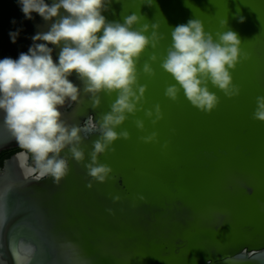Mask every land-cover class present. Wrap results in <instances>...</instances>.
Listing matches in <instances>:
<instances>
[{
	"label": "water",
	"instance_id": "95a60500",
	"mask_svg": "<svg viewBox=\"0 0 264 264\" xmlns=\"http://www.w3.org/2000/svg\"><path fill=\"white\" fill-rule=\"evenodd\" d=\"M133 13L140 17L137 29L156 25L159 43L141 57L139 83L147 85L144 108L158 103L164 118L153 126L142 111L130 116L117 131L127 129L131 138L117 140L115 152L99 157L116 179L93 182L91 189L84 166L67 149L62 156L70 171L59 185L50 177L30 178L23 153L5 160L0 264H264V122L251 118L255 98L264 95V0H112L103 15L123 22ZM190 19L201 20L213 35L234 31L248 57L232 73L238 97L209 85L220 98L210 114L193 107L182 92L175 102L164 96L175 81L159 62L152 64L154 77L142 72L153 53L166 54L171 30ZM53 22L35 12L26 19L19 0H0V59H18L34 43H45L32 37ZM17 30L12 43L9 34ZM48 46L58 62L60 47ZM69 79L81 87V96L60 109L68 124L99 120L110 111L115 94L101 93L102 103L93 109L77 75ZM136 118L144 119L146 132L135 127ZM152 131L159 133V143L138 139ZM96 139L93 133L81 145L85 163ZM18 145L0 112V152Z\"/></svg>",
	"mask_w": 264,
	"mask_h": 264
},
{
	"label": "clouds",
	"instance_id": "9594fccd",
	"mask_svg": "<svg viewBox=\"0 0 264 264\" xmlns=\"http://www.w3.org/2000/svg\"><path fill=\"white\" fill-rule=\"evenodd\" d=\"M111 3L112 0H52L51 4L46 0H19L26 19H32L35 12L45 21L54 20L48 31L32 37L34 42L45 43H34L18 59H0L3 124L31 154L34 166L30 171L37 180L50 177L60 184L70 171L68 159L62 156L67 149L72 159L84 166L90 178L87 188L91 189L93 182L114 181L113 169L99 157L115 152L117 140L131 138L127 129H117L141 111L153 126L164 118L160 104L144 108L147 85L139 83V61L149 47L155 49L159 43L156 25L145 23L137 29L140 17L135 13L124 16L123 22H110L103 12ZM9 35L15 43L19 30ZM170 35L166 54L158 57L153 53L142 69L145 76L154 77L152 64L159 62V67L175 81L164 89L167 99L175 102L182 92L193 107L210 114L220 98L209 85L228 98L240 95L232 73L248 57L241 50L237 33L228 30L213 35L201 20L190 19L177 25ZM49 44L60 47L58 62L53 60ZM73 73L81 81L84 94L89 95L93 109L100 107L101 93L116 97L110 111L102 113L99 120L90 117L84 127L68 124L60 110L66 102H79L81 87L69 79ZM251 118L264 122V95L255 98ZM133 123L140 132H146L144 119L136 118ZM93 133H98V139L93 141L85 163L81 145ZM138 139L145 144L159 143V133L152 131ZM162 147L166 148L167 143ZM109 195L114 203L121 199L119 195ZM106 211L113 212L110 208Z\"/></svg>",
	"mask_w": 264,
	"mask_h": 264
},
{
	"label": "flooded vegetation",
	"instance_id": "af4514ba",
	"mask_svg": "<svg viewBox=\"0 0 264 264\" xmlns=\"http://www.w3.org/2000/svg\"><path fill=\"white\" fill-rule=\"evenodd\" d=\"M67 110L68 109H66V111ZM87 121L83 120L80 123L79 126L80 127L86 126ZM19 153H23L24 155H26V157H27L26 166L31 169L34 166V161L31 158V154L29 152H27L26 149L22 148L20 145H18L16 147H12V148L5 149V150H3V151L0 152V168H1V166H2V164H3V162L5 160H7L11 156L16 155V154H19ZM30 178H35L36 179V174L32 173V175L30 176Z\"/></svg>",
	"mask_w": 264,
	"mask_h": 264
},
{
	"label": "bare ground",
	"instance_id": "6f19581e",
	"mask_svg": "<svg viewBox=\"0 0 264 264\" xmlns=\"http://www.w3.org/2000/svg\"><path fill=\"white\" fill-rule=\"evenodd\" d=\"M20 157H22V156H20V155H19V156H18V158H17V159H18V163H19V161L21 160V158H20Z\"/></svg>",
	"mask_w": 264,
	"mask_h": 264
}]
</instances>
